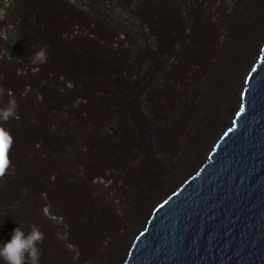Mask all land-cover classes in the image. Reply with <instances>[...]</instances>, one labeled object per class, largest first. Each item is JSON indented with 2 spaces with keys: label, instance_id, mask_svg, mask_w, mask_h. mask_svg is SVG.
<instances>
[{
  "label": "bare ground",
  "instance_id": "obj_1",
  "mask_svg": "<svg viewBox=\"0 0 264 264\" xmlns=\"http://www.w3.org/2000/svg\"><path fill=\"white\" fill-rule=\"evenodd\" d=\"M5 1L9 0H0L1 5ZM69 1L27 0L22 6L11 5L12 21L15 8L40 7L50 14L36 11L37 18L48 16L45 26L36 20L22 38L14 33L3 34L0 28V112L6 106L12 107L9 101L14 99L19 116L18 120L0 116V128L15 137L8 153L12 168L26 166L30 149L35 148L45 161L64 153L66 160L73 152L74 138L67 151L65 134L83 136L80 130L84 119L98 120L107 114V119L114 117V124L113 99L123 75L132 67L130 53L133 54L129 44L115 40L131 28L144 34L137 65L146 73L149 93L141 102L156 107V116L150 123L154 136L161 140L170 173L178 171L184 158L207 147L212 126L224 123L234 108L240 78L258 44L255 35L259 21L264 19V0H210L202 10V0H173L178 6L162 5L153 11L137 8L142 0H84L83 9ZM62 16L66 22H62ZM121 16L122 20L112 22ZM84 18L89 24L81 21ZM110 23L116 28L105 27ZM34 33L36 38L50 34L59 41L40 42L30 51H18ZM5 40L14 45L10 46L13 56H8ZM120 45L124 46L120 55L109 60L111 56L105 52ZM42 48L47 55L43 64L34 61L35 53ZM124 51L128 54L124 55ZM234 51L233 63L225 66ZM28 53L32 56L30 71L36 72V79L16 80L18 73H26ZM207 120L209 126L205 125ZM81 139L88 148L94 144L87 135ZM78 150L73 153L74 166L80 165ZM46 152L52 156H44ZM65 160L64 166L72 162ZM46 164L58 165L54 161ZM10 173L7 176L12 177ZM164 186L161 183L156 188ZM142 220L140 212L92 264H118Z\"/></svg>",
  "mask_w": 264,
  "mask_h": 264
},
{
  "label": "water",
  "instance_id": "obj_2",
  "mask_svg": "<svg viewBox=\"0 0 264 264\" xmlns=\"http://www.w3.org/2000/svg\"><path fill=\"white\" fill-rule=\"evenodd\" d=\"M255 38L235 106L212 126L207 147L173 173L162 162H146L156 185H166L153 193L183 176L142 200L143 220L118 264H264V19ZM150 132L147 121L135 134L147 142Z\"/></svg>",
  "mask_w": 264,
  "mask_h": 264
},
{
  "label": "rangeland",
  "instance_id": "obj_3",
  "mask_svg": "<svg viewBox=\"0 0 264 264\" xmlns=\"http://www.w3.org/2000/svg\"><path fill=\"white\" fill-rule=\"evenodd\" d=\"M25 1L27 0L5 1V4L0 7V12L4 13V18L0 19L1 29L4 28V24H7V26L9 27V24L12 22L10 17L11 5L22 6L21 3H25ZM209 1L210 0H202L200 9L202 10V8ZM70 2L77 8L83 9L82 6H84V4H82V2H84V0H71ZM61 20L62 22H66L64 16H62ZM85 20L87 24H89L90 21L88 19L84 18L81 21L85 22ZM112 25L115 26L114 24ZM76 28L78 27L76 26ZM125 31L134 38H137L138 34L141 33L136 30L135 32L128 30ZM88 38L90 40H94L92 36H88ZM0 39L3 40V38L1 37ZM50 43L54 44L52 40L50 41ZM57 47H61V45H58ZM35 48L37 50L38 47ZM123 48V45L116 47L111 46L105 53L108 56H111L109 60H113L116 56L120 55L119 53L123 50ZM125 54L128 53L124 51V55ZM130 54V60L133 64L134 56L132 53ZM125 68H127V65L124 66V69ZM141 74H143V76L145 77V74L142 71ZM18 77L16 80H33L36 79V72L29 71L28 73L23 74L18 73ZM8 96L12 98V95L10 93H8ZM140 104L145 107L147 111L146 114L148 115V119L151 123L156 116V107L153 104L150 105L149 103L144 104L141 102ZM113 119L114 117H112L111 119H107V114H105L98 120L93 118L84 119L83 124H81L82 126L80 130L83 136L79 137L77 135L75 136L66 133L64 143L65 149L67 151L69 150V144L74 138L73 152L66 156V160L64 153V156H56L50 158L51 161H45L43 158H41L43 157L42 155L39 156L37 154L39 150H36L35 148L34 150L30 149L29 155L31 157L28 158L27 165L23 166L24 168H11L10 170L14 171L13 173H10L9 171L10 175L12 176H9L11 179L20 178L26 172H23V170L26 169L35 179H51L58 174H63L60 183L57 185L58 191L60 193L58 195L59 199H57L55 193H52L54 195L53 200L55 203L61 206L62 210L68 208L74 212L80 211L85 220V224L83 226L84 233L81 232L80 236L77 237L80 239L74 238L71 234L67 235L68 238H66V240L69 241L68 243H66L68 245L67 255L77 263L92 264L97 258H99V255H101L103 248H105L106 245H108L112 241L113 237L117 233L121 232L129 225H131L140 215L142 200L149 198V196H154L156 192L153 193V191L156 186L159 185H156L155 174L150 168L148 169L147 166L142 169L140 177H130L128 175L129 171L121 169L119 160L120 150L117 149L115 143L114 145L111 144V154L109 153L110 156L106 157L104 160V148L100 139L99 132L104 127L106 128L111 126L113 124ZM152 133L153 130L151 128V140L148 142L149 145L147 149L151 158L149 163L151 162L152 164H154L157 162H162L166 164L165 154L162 153L161 140L159 142L154 136V133L153 135ZM85 135H87V137L94 143L92 147L88 148L87 144L81 139L84 138ZM143 145L144 143H140L139 148H142ZM77 148H79L78 162L80 165L74 166L75 163L73 153ZM43 155L48 157L52 156L47 155V152L46 154L43 153ZM64 160H71L72 162H67V165L64 166L62 163ZM194 160L195 159H193V161ZM53 161L58 165L54 166L51 164H46L52 163ZM192 166H194V163L190 162L187 165V169L192 168ZM181 174L182 173L179 174L180 177H174L167 188H164L161 191H157L156 194H160V192L168 190L169 188H172V186L176 185V183L180 181V178L183 176ZM9 177L6 174L5 177L0 178V185L8 181ZM120 188L124 189V193L122 192V194L124 195L122 196L119 195ZM15 205L18 204L15 203L14 206ZM71 228H73V226H71ZM72 232L74 233L73 230ZM78 246L82 249L74 254L75 248H77Z\"/></svg>",
  "mask_w": 264,
  "mask_h": 264
},
{
  "label": "trees",
  "instance_id": "obj_4",
  "mask_svg": "<svg viewBox=\"0 0 264 264\" xmlns=\"http://www.w3.org/2000/svg\"><path fill=\"white\" fill-rule=\"evenodd\" d=\"M70 1L69 3L72 5ZM1 4L0 2V7L2 6ZM162 5L178 6V3L173 0H142L139 5L136 4L137 8L144 7L149 11H153ZM38 8H15V19L12 22L10 21L9 27L7 24L4 26L3 34L14 33L18 38H22L29 32L27 28L32 26L36 20L41 21L45 26V18L48 16H43L42 19L41 17L37 18L35 12L40 11L42 14L47 13L48 15L50 13L46 9L41 10ZM50 9H53V7ZM127 15L128 13L125 15V24ZM122 19L121 16L115 18L112 22L117 23ZM112 26L111 23L105 25L106 28H112ZM117 28L120 30L121 27L118 25ZM128 31L133 30L128 28ZM47 33H49V28ZM48 35L36 38L34 33L31 39L27 40L26 38L27 41L23 42L19 48L17 47L18 51L27 48L30 51L33 45L40 42L59 41L53 35ZM142 39H144L143 33H139L137 38H134L126 32L121 39L117 38L115 40L116 42L120 40L121 43L129 44L132 47L134 60L132 67L123 75L113 99L115 122L100 131V139L104 148V160L110 156L111 144L114 145L115 143L117 149L120 150V168L129 171L128 175L130 177H140L142 169L146 167V161L151 159L147 151L151 137H149L147 142H142L135 134L149 121L145 107L140 104L149 93L146 73L137 65V54L141 49L140 42ZM19 41L21 42V40ZM5 43L7 44L5 50H7L8 56L9 54L13 56L10 46L14 45H10L8 40H5ZM27 55L24 64L26 73L31 70L32 65V56L30 53ZM141 71L145 74V77L141 74ZM140 143H144L142 148H139ZM62 177L63 174H58L51 179H35L30 173H24L18 179L9 177L8 181L0 185V245L10 241L15 228L21 227L27 233L30 230V226L37 225L45 236L43 244L40 246L42 255L39 264H85L77 263L67 255L68 245L66 243L69 242L66 240L68 238L67 235L71 234L74 238L80 236L81 232L84 231L85 220L80 211L74 212L68 208L62 210L61 206L54 202L52 193H55L57 199H59L58 195L60 193L57 185ZM122 192L124 193V189L120 188L119 195H124ZM15 203L18 205L14 206ZM81 249L79 246L75 248L74 254ZM0 264H4L2 259H0Z\"/></svg>",
  "mask_w": 264,
  "mask_h": 264
},
{
  "label": "clouds",
  "instance_id": "obj_5",
  "mask_svg": "<svg viewBox=\"0 0 264 264\" xmlns=\"http://www.w3.org/2000/svg\"><path fill=\"white\" fill-rule=\"evenodd\" d=\"M3 18L4 13L0 12V19ZM9 56L11 55L9 54ZM35 60H38L41 64L46 63L47 55L45 48L35 53ZM9 103L12 107L6 106L0 112V116L4 120H7L9 117L18 120L19 116L15 111L16 105L14 99L10 100ZM0 133L3 134V141L0 142V178H3L6 174H9V170L12 168L8 153L13 144V138L2 128H0ZM44 239L45 236L37 225L30 226V230L27 233L21 227H17L14 229L10 241L0 245V259L3 260L4 264H29V262L30 264H39L42 255L40 246H42Z\"/></svg>",
  "mask_w": 264,
  "mask_h": 264
},
{
  "label": "snow or ice",
  "instance_id": "obj_6",
  "mask_svg": "<svg viewBox=\"0 0 264 264\" xmlns=\"http://www.w3.org/2000/svg\"><path fill=\"white\" fill-rule=\"evenodd\" d=\"M2 141H3V134L0 133V142H2Z\"/></svg>",
  "mask_w": 264,
  "mask_h": 264
}]
</instances>
